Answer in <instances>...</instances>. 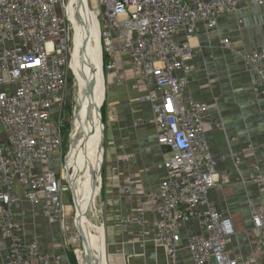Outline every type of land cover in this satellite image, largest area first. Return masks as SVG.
I'll list each match as a JSON object with an SVG mask.
<instances>
[{
    "label": "built area",
    "instance_id": "1",
    "mask_svg": "<svg viewBox=\"0 0 264 264\" xmlns=\"http://www.w3.org/2000/svg\"><path fill=\"white\" fill-rule=\"evenodd\" d=\"M65 1L0 0V246L8 249L5 264H38L51 258L36 242L25 241L14 212L24 201L40 204L50 224L66 215L68 187L55 163L64 135L52 115L71 68V18ZM98 1L107 70H116L117 54L128 57L147 88L144 99L153 104L149 122L158 131V144L167 150L166 177L159 190L143 192L120 225L137 241L143 257L153 242L164 250L166 264H178L185 249L194 264H242L229 253L236 233L233 222L211 198V190L219 186L216 166L223 156L213 157L207 141L209 105L187 90L186 79L192 71L189 39L198 23L214 29L220 17L237 14L241 0ZM248 2L264 5V0ZM238 23L242 28L243 19ZM181 33L185 39L179 38ZM224 45L231 47L230 39ZM242 60L255 71V90L264 93V46L244 50ZM252 170L251 181L263 193L264 170L259 164ZM133 181L126 176L122 185L129 198ZM250 206L264 254V211ZM194 220L199 232L184 240L182 230ZM52 260L71 264L57 253Z\"/></svg>",
    "mask_w": 264,
    "mask_h": 264
},
{
    "label": "crops",
    "instance_id": "2",
    "mask_svg": "<svg viewBox=\"0 0 264 264\" xmlns=\"http://www.w3.org/2000/svg\"><path fill=\"white\" fill-rule=\"evenodd\" d=\"M239 19H243L242 28ZM197 30L189 39L193 56L188 60L192 71L186 78L187 90L195 98L208 103L211 119L204 125L207 141L213 157L223 156L216 166L219 186L211 190V198L222 215L233 222L236 231L229 253L239 258L242 264H264V254L253 230L250 206L253 203L264 211V192L251 181L255 164L264 170V93L255 90V71L242 60L244 50L264 46V5L252 6L248 0H241L237 14L220 17L217 26L210 30L199 22ZM179 38L185 39V34L181 33ZM227 39H230L231 47L224 45ZM180 74L185 75L182 70ZM145 94L147 89L142 96ZM109 95L107 125L100 121L103 142L107 129L109 187L105 193L116 213H129L135 210L137 199L143 192L159 189L166 177L163 163L167 150L158 144V131L151 122L137 123L141 117L148 122L154 116L153 104L149 100L146 102L142 97L140 101L130 102L128 97L121 104L116 90L110 91ZM215 119L225 128H219ZM126 176L134 180L132 198L122 190V178ZM14 212L24 228L25 241L36 242L42 252L51 257L38 264H54L52 256L56 253L65 257L57 228L49 227L40 204L24 201ZM198 232L195 220L182 230L184 238ZM111 242L118 248L116 256L120 253L142 256L137 241L122 233L118 235L116 228ZM120 248L122 252H119ZM7 252L8 249L0 246V264L6 263ZM179 256L178 264H194L188 250ZM141 259L146 264L167 262L164 250L156 248L153 242H149Z\"/></svg>",
    "mask_w": 264,
    "mask_h": 264
},
{
    "label": "rangeland",
    "instance_id": "3",
    "mask_svg": "<svg viewBox=\"0 0 264 264\" xmlns=\"http://www.w3.org/2000/svg\"><path fill=\"white\" fill-rule=\"evenodd\" d=\"M90 1H92L93 10L96 11V13L98 9H103V7L101 6L98 0H90ZM65 2L68 3V14L72 15L71 19H75L76 22V26L74 27V23L71 20L70 46L73 53L77 45L76 30H78V28L81 25L82 11L77 7V4L75 6V3L72 2L71 0H66ZM72 8L77 9V13L72 14L71 13ZM97 16L99 17L100 22H102V18L100 17V15L98 14ZM72 56L73 54L71 55V58ZM105 61L106 59H104L103 61V65H104V71H103L104 77H103L100 69L96 68L92 56L88 55V51L82 48L81 63L82 66H85L84 68L86 69V70L84 69V74L86 76L92 74L97 81H100L102 83L101 96H100L102 97L100 101V121L102 120L103 125H107L106 107L109 98L108 96H110L109 95L110 91L113 90L117 91V95L120 97L119 103L121 104H123L124 100L128 97L130 102H134L138 100L140 101V98L142 99V97H143L142 100L147 102V99H144L145 96H142V93H145L147 88L145 84L139 79L137 73L133 69L132 64H130L128 57L122 56L120 54L116 55V61L118 66L114 72H110L109 70H107ZM70 64L72 67L70 66L71 68L68 69L67 80H66L67 85L65 89L58 94L57 96L58 101L52 110L53 123L60 126V129L64 135L62 148L57 153L55 163L59 170V174L64 181V185L68 187V191H66L64 194L66 215L63 218V220H60L55 224H50V223L48 224L49 227L51 228L54 227L57 228L60 240L65 248V255L67 259H69L71 264H83V261L84 264H94V259H92V253L86 248V245L83 242V235H84L82 231L83 228L81 227L80 224H78L79 221H78V213L75 207V196L73 195L71 185L69 184L70 179H68V174L78 169L80 164L78 161H76V165L71 166L70 172L68 170V173L65 168L66 166L65 160L66 158L68 159L70 158V156L75 150L76 147L75 144L80 138L81 135L80 125L82 120V114L80 110L77 109L76 107L77 105L76 97L78 95L79 82L77 81V75L75 74L76 70L74 69L73 63ZM125 94L126 96H124ZM142 111H145V109L142 108ZM138 121H142L143 123H149V121L147 122V119L145 117H141ZM100 130H101L100 133L103 136L101 123H100ZM105 132H106L105 141L103 142L104 156H103V161H102L103 164L101 170L102 187L98 198L93 200V204L86 206L85 209L87 210L86 215L95 225L99 226L102 229V233L106 238L105 242L107 245L106 248L107 250H106L105 258H107L106 259L107 264H146V262H144V260L141 259L142 256H140L138 253H136L135 255H129V254L123 255L122 253L118 254L117 256L115 255L118 248H116L115 243L113 244V242H111V235L114 231V228H116V233H118V235H120L121 233L127 236H131V235L126 233L123 230L122 226L120 225L122 218L128 213L126 212L123 213L121 212L119 214L116 213V208H114L113 205L108 203V195L105 193L109 187V178L107 177V170L109 166L107 162V150H108L107 137H106L107 129ZM124 178H122V181L124 180ZM96 181L97 179L95 178L93 180V186L90 187L87 191V193L90 196L93 195L95 191L94 185L96 184ZM124 247L125 246L123 245L122 248ZM122 248L119 249V252L123 251ZM80 257L82 259H80ZM137 258L140 261L137 262L136 260ZM133 260H136V263H134Z\"/></svg>",
    "mask_w": 264,
    "mask_h": 264
},
{
    "label": "bare ground",
    "instance_id": "4",
    "mask_svg": "<svg viewBox=\"0 0 264 264\" xmlns=\"http://www.w3.org/2000/svg\"><path fill=\"white\" fill-rule=\"evenodd\" d=\"M71 1L75 3V6L77 4V7L82 11L81 25L78 30H76L77 45L75 51L72 53V61L70 62L73 63L74 69L76 70L75 74L77 75V81L79 82L76 107L82 114V120L80 125V138L75 144V150L70 158H66L65 168L68 173V170L70 172V167L76 165V161L80 164L78 169L68 174V179H70V182L69 180L68 182L71 185L72 193L75 196V207L79 221L78 224L83 228V242L85 243L86 248L92 253L94 264H107V258H105L107 250L105 236L102 233V229L89 219L86 215L87 210H85L87 205L93 204V200L98 198L102 187L101 170L104 146L102 135L100 133V101L102 98L100 96L102 83L97 81L92 74H89L88 76L84 74L85 66H82L81 63V51L82 48L88 51V55L92 56L96 68L100 69L103 76L104 65L100 19L97 17L96 11L93 10L92 1ZM71 13H77V9L72 8ZM69 17L71 18L72 15H69ZM71 20L75 27V19ZM95 178L97 179L96 184L94 185L95 191L93 195L90 196L87 191L93 186V180Z\"/></svg>",
    "mask_w": 264,
    "mask_h": 264
},
{
    "label": "trees",
    "instance_id": "5",
    "mask_svg": "<svg viewBox=\"0 0 264 264\" xmlns=\"http://www.w3.org/2000/svg\"><path fill=\"white\" fill-rule=\"evenodd\" d=\"M78 251H79V250H78ZM78 251H77V252H78ZM79 256H80V253H79ZM72 257H73V256H72ZM73 258H74V257H73ZM80 259H82V258L80 257ZM83 264H84V261H83Z\"/></svg>",
    "mask_w": 264,
    "mask_h": 264
}]
</instances>
